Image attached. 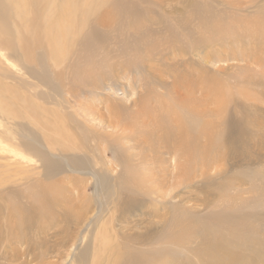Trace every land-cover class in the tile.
Masks as SVG:
<instances>
[{
    "label": "rangeland",
    "instance_id": "1",
    "mask_svg": "<svg viewBox=\"0 0 264 264\" xmlns=\"http://www.w3.org/2000/svg\"><path fill=\"white\" fill-rule=\"evenodd\" d=\"M7 30L15 41V27ZM84 31L86 41L82 35L75 41L59 74L62 93L39 94L49 106L62 101L81 142V149L64 154L82 157V172L65 166L50 172L38 156L27 155L40 169L14 175L8 168L15 182L0 190L8 222L30 217L34 231L27 237L50 242L47 261L63 263L54 252L75 228L89 236L82 250L90 255L93 233L111 228L124 248L120 264H126L133 249L153 243L155 250L169 248L165 239L177 231L178 218L264 203V0H109L88 18ZM112 82L115 97L106 90L99 94ZM110 106L127 135L111 137L113 130L98 125L101 114L105 122L116 121L114 114L108 119ZM83 108L98 118L95 132L73 120ZM102 132L107 134L98 137ZM86 210L87 216L97 214L87 230L85 223L77 226ZM4 219L0 232L5 233ZM27 223L21 226L30 229ZM152 231L153 242L147 238ZM137 234L145 241L131 240ZM26 241L22 232L18 240L9 238L8 252ZM0 255V264H13Z\"/></svg>",
    "mask_w": 264,
    "mask_h": 264
},
{
    "label": "bare ground",
    "instance_id": "2",
    "mask_svg": "<svg viewBox=\"0 0 264 264\" xmlns=\"http://www.w3.org/2000/svg\"><path fill=\"white\" fill-rule=\"evenodd\" d=\"M108 1L0 0V16L7 25V27L5 24L2 26L0 19V190L5 189L7 184L15 182L14 179H9L8 168L16 170L14 175L27 167L34 170L40 169L38 165L27 160L30 155L38 156L41 159V166L50 172L64 170V166L70 171L82 172L81 167L84 162L82 157L78 155L72 157L67 155L66 157L64 154V150L81 149L79 144L81 142L68 124V116L61 108L62 105H59L62 101L57 99L56 107L49 106L44 99H40L39 94H46L48 89L56 95L62 93L65 86L59 74L76 46L75 41L81 35L85 40L83 35H87L84 30L87 28L88 18L94 15L100 7L105 6ZM12 26L15 27V41L7 32V29ZM92 34L94 35L93 32ZM124 77L126 78V75ZM9 79L11 81H8ZM104 90L110 91L114 97L118 92L113 82L106 84L105 89H100L99 94H102ZM130 105L136 106L137 103L132 101ZM111 107L108 110V119L114 114V108ZM119 115L114 114L115 122H105L106 115H100L101 120L98 125H106L103 127L113 130V134L102 132L98 137L102 138L104 134L111 137L127 135L124 133L126 129L122 121L118 120ZM75 116L73 120L79 124L80 128L84 126L91 133L95 132L94 129H98V125L95 124L98 118L88 109H81V112H76ZM104 140L103 142L106 143L104 152H107L109 140ZM115 149L117 150L118 147ZM179 154L181 156V152ZM179 154L172 158L175 161L174 165L180 159ZM94 176L97 178L98 175ZM170 191L167 195L172 197L173 188ZM184 200L183 198L181 202ZM241 204L222 208V211L220 209V212H212L210 216L205 214L206 217L198 215L185 220H178V218L175 221L177 231H172L168 238L165 237V242L171 245L169 248L163 247L155 250L154 243L153 247L148 249L130 247L134 251L130 253L126 264H264V203L259 205L260 202L253 204L252 201ZM4 209L1 204L0 218H5L4 224L8 227L5 233L0 232L2 258L13 264H52L45 258L49 254L48 251L53 250L50 242L44 243L41 240L32 242L27 237L30 230L34 231V224L29 225L33 219L30 217L25 219V217L21 221L8 222L5 217L6 213L1 211ZM101 210L95 213L100 214ZM90 212L86 210L83 221L82 215L79 216L77 226L85 223L84 229L87 230L90 227L97 216V214L87 216ZM139 220L135 219L137 222ZM24 222H28L30 229L22 227L27 225L21 226ZM44 231V226L38 227L39 234H45ZM21 232L26 234L27 241L20 244L19 249L12 248L10 249L12 251L8 252V244L9 248L12 246L8 242L9 238L18 240ZM66 234L67 240L54 252L57 260L64 258L61 264H82V257L87 260V264L121 263L124 248L111 228L103 226L93 233L94 246L91 255L88 250H82V243L89 238L88 236L86 239V234H82V227L79 230L76 228L70 230ZM34 235L35 237L40 236ZM139 236L137 234L131 240L136 239L137 243L140 239L145 241ZM154 236L155 233L152 231L149 232L147 238L153 242ZM125 239L128 238L125 237ZM40 249H44L45 252L38 255Z\"/></svg>",
    "mask_w": 264,
    "mask_h": 264
}]
</instances>
